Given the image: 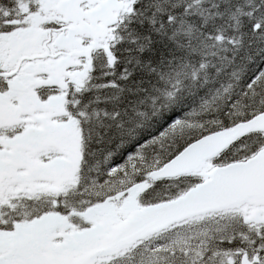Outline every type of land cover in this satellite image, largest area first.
Listing matches in <instances>:
<instances>
[{"label": "snow or ice", "instance_id": "snow-or-ice-1", "mask_svg": "<svg viewBox=\"0 0 264 264\" xmlns=\"http://www.w3.org/2000/svg\"><path fill=\"white\" fill-rule=\"evenodd\" d=\"M0 264H264V0H0Z\"/></svg>", "mask_w": 264, "mask_h": 264}]
</instances>
